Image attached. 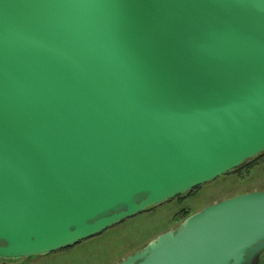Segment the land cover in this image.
I'll use <instances>...</instances> for the list:
<instances>
[{
    "label": "water",
    "instance_id": "95a60500",
    "mask_svg": "<svg viewBox=\"0 0 264 264\" xmlns=\"http://www.w3.org/2000/svg\"><path fill=\"white\" fill-rule=\"evenodd\" d=\"M264 152V0H0V259L53 253ZM264 190L116 264H251Z\"/></svg>",
    "mask_w": 264,
    "mask_h": 264
},
{
    "label": "rangeland",
    "instance_id": "374dc122",
    "mask_svg": "<svg viewBox=\"0 0 264 264\" xmlns=\"http://www.w3.org/2000/svg\"><path fill=\"white\" fill-rule=\"evenodd\" d=\"M244 168L204 183L189 192L146 209L102 233L53 253L18 259L16 264H116L143 248L160 233L175 229L180 211L194 213L202 207L233 195L264 190V158ZM194 191L192 194L190 192ZM178 217V218H177Z\"/></svg>",
    "mask_w": 264,
    "mask_h": 264
},
{
    "label": "trees",
    "instance_id": "16d2710c",
    "mask_svg": "<svg viewBox=\"0 0 264 264\" xmlns=\"http://www.w3.org/2000/svg\"><path fill=\"white\" fill-rule=\"evenodd\" d=\"M259 158H264V152L263 153H261L260 155H258L257 157H255V158H253V159H251V160H249V161H246V162H244L241 166H239L238 168H236L235 170H233V171H238V170H240V169H243L244 168V170H245V172L247 173V172H249V168H251V165H252V163L254 162V161H256L257 159H259ZM228 174V173H227ZM196 192V190H193L192 192H190L191 194L193 193V192ZM180 214H181V218H183L182 219V221L186 218V217H188L190 214H192L189 210H184V209H182L181 211H180ZM178 218V217H177Z\"/></svg>",
    "mask_w": 264,
    "mask_h": 264
},
{
    "label": "flooded vegetation",
    "instance_id": "af4514ba",
    "mask_svg": "<svg viewBox=\"0 0 264 264\" xmlns=\"http://www.w3.org/2000/svg\"><path fill=\"white\" fill-rule=\"evenodd\" d=\"M16 260H4L0 259V264H16ZM251 264H264V250L258 255V257Z\"/></svg>",
    "mask_w": 264,
    "mask_h": 264
}]
</instances>
